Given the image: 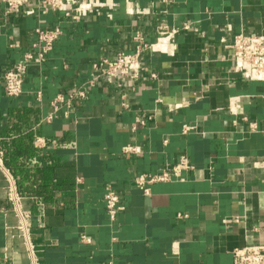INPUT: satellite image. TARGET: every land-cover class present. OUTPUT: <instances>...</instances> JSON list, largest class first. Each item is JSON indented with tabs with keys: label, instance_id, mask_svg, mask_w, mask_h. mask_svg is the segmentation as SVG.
<instances>
[{
	"label": "crops",
	"instance_id": "1",
	"mask_svg": "<svg viewBox=\"0 0 264 264\" xmlns=\"http://www.w3.org/2000/svg\"><path fill=\"white\" fill-rule=\"evenodd\" d=\"M78 1L103 5L75 23L6 14L0 3V264H32L5 171L36 264H234V251L264 246V81L235 72L228 49L240 33L264 36V0ZM164 26L180 29L169 48L156 45ZM56 27L63 34L47 63L30 67L24 93L7 98L6 72L38 28ZM137 33L155 45L141 79H96L93 65L133 53ZM82 87L88 97L69 119L45 122L57 96ZM128 145L140 153H125ZM181 156L194 169L180 180L147 186L149 194L136 187ZM110 192L124 207L114 221Z\"/></svg>",
	"mask_w": 264,
	"mask_h": 264
},
{
	"label": "built area",
	"instance_id": "2",
	"mask_svg": "<svg viewBox=\"0 0 264 264\" xmlns=\"http://www.w3.org/2000/svg\"><path fill=\"white\" fill-rule=\"evenodd\" d=\"M167 3L168 0H162ZM0 3L6 7V14L24 13L26 16H34L38 13L46 15L48 13L62 14L65 18L72 22L78 23L89 12L93 11L96 6L103 4L81 3L78 0H0ZM112 7V6H111ZM142 14V12H139ZM109 19H113V15H108ZM192 29L190 25H185L183 30ZM196 30V29H195ZM180 29H169L162 27L156 45L172 47L175 43L177 34ZM37 39L32 45L31 51L24 54L23 59L14 65L4 75V94L7 98H18L24 93L25 76L32 66H43L49 60V56L55 50L56 43L61 38L63 31L60 27L55 29L38 28L36 30ZM133 53H121L114 59L101 58L93 65V72L96 79L105 78L109 84L119 83L121 79H127L137 82L141 79L145 69L143 66V55L153 48L152 44L146 42L145 38L137 33L133 38ZM232 52L234 70L243 75L249 81H264V36H252L240 33L234 37L232 44L228 46ZM171 56L175 55L174 51H170ZM150 78L157 79V74L152 73ZM92 85L94 82L91 83ZM88 97V89L86 87L74 89L66 95L57 96L51 104L52 112L46 117L45 122H52L59 114L69 119L71 109L78 100H85ZM161 104L162 100H158ZM124 106L126 104H123ZM183 105L170 106L172 111L178 110ZM146 121L138 119L137 125L146 126ZM136 127V126H135ZM136 129V128H134ZM194 127L188 125L184 127V133L192 131ZM251 131H256V125L250 126ZM125 153H140L139 147L128 145L124 149ZM0 168L5 170L3 164V155L0 152ZM189 159L181 156L179 162L174 167H167L160 173L155 175H141L136 179L137 188L149 194L147 186L156 183L171 182L180 180L183 171L193 170ZM9 186L7 189L8 201L12 211L19 219V230L22 232L31 263L36 264L37 257L33 246L28 238L27 218L21 209L22 197L18 192L14 178L7 172ZM105 204L111 221H114L119 212L124 210L120 204V198L115 193H108L105 196ZM182 217V216H179ZM86 242V240H84ZM88 242V240H87ZM234 264H264V246L256 245L245 247L234 251Z\"/></svg>",
	"mask_w": 264,
	"mask_h": 264
}]
</instances>
